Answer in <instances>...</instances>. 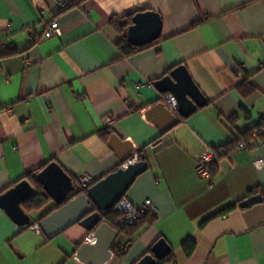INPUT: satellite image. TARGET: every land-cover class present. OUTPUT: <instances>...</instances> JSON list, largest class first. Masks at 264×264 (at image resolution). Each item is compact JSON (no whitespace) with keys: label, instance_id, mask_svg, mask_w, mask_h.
Segmentation results:
<instances>
[{"label":"crops","instance_id":"obj_1","mask_svg":"<svg viewBox=\"0 0 264 264\" xmlns=\"http://www.w3.org/2000/svg\"><path fill=\"white\" fill-rule=\"evenodd\" d=\"M148 10L162 19L160 38L123 56L111 20L132 21ZM51 19L60 32L47 37ZM11 49L18 52L0 57V195L52 162L78 179L105 177L124 163L109 145L116 133L149 164L126 198H151L159 210L133 234L119 235L130 247L123 255L112 248L103 264H136L161 238L172 248L165 264H264L258 130L252 145L220 159L214 177L196 170L207 147L258 124L264 135V0H84L61 11L50 0H0V53ZM179 65L207 104L163 129L147 116L164 101L154 82ZM238 65L244 77L235 74ZM255 194L262 201L240 205ZM55 204L30 213L32 221ZM229 205L235 207L202 225ZM89 234L76 224L47 239L0 205V264H84L76 252ZM187 239L196 242L190 256Z\"/></svg>","mask_w":264,"mask_h":264},{"label":"water","instance_id":"obj_2","mask_svg":"<svg viewBox=\"0 0 264 264\" xmlns=\"http://www.w3.org/2000/svg\"><path fill=\"white\" fill-rule=\"evenodd\" d=\"M161 34L162 19L159 13L151 10L135 13L132 24L126 31L127 40L135 46L150 44L159 39ZM154 85L163 94V99L171 94L178 104L176 112H172L163 100L149 109L147 116L157 120L163 129L172 128L180 117L187 118L207 104V99L184 65L175 67L156 80ZM109 145L119 154L123 165L92 183L84 193L77 194L80 186L56 162L48 164L35 175L44 191L56 204L61 205L39 221L41 231L47 239H54L76 224L93 234V241L84 242L76 252V258L84 264H103L110 258L119 230L105 221L103 216L127 194L137 176L149 168L146 160L139 159V154L136 162L129 161L134 157L132 146L116 133L111 134ZM35 193L36 188L32 182L24 179L0 195V205L20 227L33 223L32 215L23 208L22 202ZM262 199L261 194H255L243 200L240 205L248 207ZM91 204L97 208L96 211L92 210ZM171 251V246L161 238L152 246L151 253L136 264H157L168 257Z\"/></svg>","mask_w":264,"mask_h":264},{"label":"trees","instance_id":"obj_3","mask_svg":"<svg viewBox=\"0 0 264 264\" xmlns=\"http://www.w3.org/2000/svg\"><path fill=\"white\" fill-rule=\"evenodd\" d=\"M111 22H112V25L115 27V29L120 34V40L118 42V47H119V50L121 51L122 55L125 56V57L126 56L127 57L131 56V55L143 50L144 48H146V47H148V46H150V45H152V44H154L156 42V41L152 42V43L147 44L145 46L132 45L127 40V35H126L127 28L132 23L131 19H129V20L125 21V22H121V21H119L117 19H112ZM17 52L18 51L16 49L4 50V51H2L0 53V57L11 56V55L16 54ZM237 118H238V116L236 114H233L229 118V121L234 123V122H236ZM255 130H258V132H259L258 139L263 141L264 140V135H262L263 133L261 131L260 124H258V125H254V126L248 128L244 132H241L238 137H234L232 140H230L226 144H224L222 146H219V147H213L214 150L217 152V157H216V160L210 162L209 165H208L209 169H210V176L214 177L217 174L218 162L220 161V159L224 155H228L232 151L236 150V148H238L239 144L242 141H245L247 143V145H249V144L252 145V141L255 139L254 135H253V132ZM139 159L140 160H146V156H145L143 151H141L139 153ZM47 165H45V166H47ZM27 177H28V180H30L32 182V184L35 186L36 193L32 197H30L27 200L23 201L22 202V206L28 213H32L34 211L37 212V211L41 210L45 205H47L52 199L44 191L42 185L35 179V176H34L33 173L28 174ZM71 177L73 178L75 184H78V178L75 177L74 175H71ZM87 189H88V187L87 188L80 187V191L77 194L84 193V192L87 191ZM60 206L61 205L55 204V206L53 208H51L49 211L44 213L39 219L41 220L44 217L48 216L50 213H52L53 211L58 209ZM91 206H92V210L93 211L97 210V208L93 204H91ZM234 207H235L234 205H229V206L225 207L221 211L211 215L206 220H204L202 225H204L207 222V220H209L210 218L216 217V216L221 215V214H225V213L229 212ZM118 216H119V214L115 211L114 208H112L111 210H109L108 212H106L104 214L103 219L105 221H107L109 224H111L112 226H114L115 228H117L119 230V235L120 236L123 235V234H129V235L133 234L142 223L146 222L149 219V217H151V218L155 217V216H146V217H143L140 220L141 222L139 221L137 224L119 226V225L116 224V220H117ZM182 246H183V249L185 250L187 256H190L193 253V251H194V249L196 247V242L193 239H187L186 241L183 242ZM113 251L116 252V253H119L120 255H123L125 253V251L122 249V242L117 241L113 245ZM165 263H166L165 259H162L161 261L157 262V264H165Z\"/></svg>","mask_w":264,"mask_h":264},{"label":"built area","instance_id":"obj_4","mask_svg":"<svg viewBox=\"0 0 264 264\" xmlns=\"http://www.w3.org/2000/svg\"><path fill=\"white\" fill-rule=\"evenodd\" d=\"M53 3V6L57 11L64 10L70 6H78L81 5L84 0H50ZM60 32V25L57 19H51L45 29V35L47 37H52L56 34H59ZM244 65H238L235 67V74L238 77L244 76ZM151 83H144L141 85H150ZM82 98H85V95H81ZM164 101L167 103L171 111L176 112L178 109V104L176 98L168 94L165 96ZM115 122L114 119H109V124L112 125ZM247 143L245 141H242L239 144V147H245ZM150 148H155L156 145L154 143H151ZM134 157L132 160H129L130 162H136L138 159V152H134ZM217 152L214 150L213 147H207L203 154L201 155V158L196 166L197 173L203 177H209L210 176V169H209V163L216 160ZM254 165L259 170H264V158L256 159L254 161ZM94 179L91 177H88L87 175H82L78 179V185L82 188L89 187L92 183H94ZM115 211L119 214L116 224L119 226L124 225H133L137 224L143 217L146 216H156L158 213V206L156 203L151 199L147 198L140 204H135L131 202L129 199L126 198V196L122 197L120 201L114 206ZM39 221L36 220L32 223V227L39 233H41V228L39 226ZM86 241H93V234H90ZM131 245V241H125L122 243V249L125 251L127 250Z\"/></svg>","mask_w":264,"mask_h":264},{"label":"rangeland","instance_id":"obj_5","mask_svg":"<svg viewBox=\"0 0 264 264\" xmlns=\"http://www.w3.org/2000/svg\"><path fill=\"white\" fill-rule=\"evenodd\" d=\"M122 236V235H121Z\"/></svg>","mask_w":264,"mask_h":264}]
</instances>
